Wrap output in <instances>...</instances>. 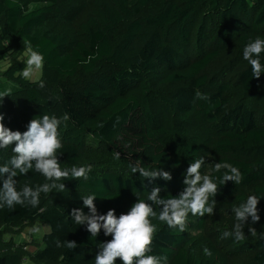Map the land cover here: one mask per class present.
Here are the masks:
<instances>
[{
  "label": "trees",
  "instance_id": "obj_1",
  "mask_svg": "<svg viewBox=\"0 0 264 264\" xmlns=\"http://www.w3.org/2000/svg\"><path fill=\"white\" fill-rule=\"evenodd\" d=\"M63 1L0 0V60L9 59L3 74L12 82H0V92L11 90L0 113L6 127L21 132L33 118L68 113L66 126L59 128L61 168L90 164L92 170L87 180L58 181L65 189L41 193L36 207H0V224L47 222L44 245L33 252L37 260L95 264L101 243L112 237L103 229L91 237L87 225L74 222L73 208L89 212L82 196L95 194L99 214L115 209L119 216L154 187L161 188L162 197L178 196L186 187L190 163L203 157L201 173L218 185L217 194L209 198L210 204L216 201L214 209L233 212L250 190L264 199V106L260 116L256 102L247 101L257 93L264 101V91H256L264 72L256 78L249 62L244 64L236 76L244 98L232 103L228 85L218 81L211 88L207 71L238 36L246 43L264 39V0ZM53 20L75 24L76 29L73 34L55 29ZM23 41L44 57L38 80L23 78L26 61L13 55ZM259 59L264 64V52ZM12 147L0 149V165L14 155ZM137 161L148 170L169 171L172 179L133 173ZM221 162L240 170V183L220 184L227 171H215ZM17 180L18 189L25 182L33 187L46 182L35 171ZM257 208L258 237L222 238L233 256L250 253L248 259L230 264H264V207ZM208 216L189 213L184 231L153 218L157 231L149 254L167 257V264H209L193 259L187 250L196 240L193 232L205 230ZM57 239L74 240L78 247H57ZM1 247L0 264H20L19 252L5 242ZM116 264L123 262L118 258Z\"/></svg>",
  "mask_w": 264,
  "mask_h": 264
},
{
  "label": "clouds",
  "instance_id": "obj_2",
  "mask_svg": "<svg viewBox=\"0 0 264 264\" xmlns=\"http://www.w3.org/2000/svg\"><path fill=\"white\" fill-rule=\"evenodd\" d=\"M264 52V39L256 38L250 41L243 50V58L249 62L253 76L259 78L264 72V64L259 59ZM28 58L24 69L21 71L23 78H30L36 70L43 67V55L33 50L27 49ZM41 82V87H43ZM11 95V90L6 89L0 92V104L6 96ZM200 99H206L200 93H196ZM70 119L68 113L57 118L55 115L45 114L42 117L33 118L27 125V131H13L3 123L4 114L0 113V149L12 147L14 155L10 160L0 165V207L9 208L19 204L21 206L31 205L36 207L40 203L41 193H49L53 189L63 191L65 184L57 183L62 179L81 178L87 180L88 174L92 170V165L81 167L73 166L71 169H62L58 156L59 150L63 147L59 128ZM102 126V125H101ZM117 157L119 154L117 153ZM205 163L200 157L190 163L186 170L184 184L186 187L178 196H161V188L154 187L147 195V198H139L130 210L116 215L115 209H109L106 214H99L95 204V194L82 196L83 204L89 209L86 214L82 208H73L70 216L77 225H87V231L91 237H97L103 229L106 236L112 239L102 242L100 251L95 257V264H116L119 258L123 264H167V257L151 255L152 243L157 231L152 219L157 218L165 222L169 227L179 228L184 231L189 213L203 217L205 214H213L216 201L209 203L210 196H215L218 185L214 179L207 174L201 173V167ZM224 172L220 178V184L234 181L236 184L242 180L240 170L227 162L215 164V171ZM132 172H139L146 179L163 178L170 181L172 175L163 169L148 170L139 165V162L132 167ZM30 171L40 173L45 177L46 182L37 184L35 187L25 182L19 189L17 184L18 175L27 176ZM50 182V183H49ZM260 198L256 195L247 197L246 202L233 207V212L238 223L234 226V231H225L222 238L234 236L236 241H242L245 236L243 225L251 218L253 224L259 222L257 205ZM158 208L159 212L155 209ZM250 233L256 235V229L250 228ZM34 233L40 231L38 227L32 229ZM57 247H67L75 249L78 247L76 241L66 240L63 243L59 239L56 241ZM208 255L211 252L205 249Z\"/></svg>",
  "mask_w": 264,
  "mask_h": 264
},
{
  "label": "rangeland",
  "instance_id": "obj_3",
  "mask_svg": "<svg viewBox=\"0 0 264 264\" xmlns=\"http://www.w3.org/2000/svg\"><path fill=\"white\" fill-rule=\"evenodd\" d=\"M66 2H68V0H64L61 4H65ZM50 25L55 29L65 30L69 34H73L76 29L75 24L63 23L58 20H53L50 22ZM247 44L248 43L241 40L238 36V38L226 49H224L207 68L208 74L210 76L209 84L211 85V88L216 87V83L218 81L227 84L229 87L228 95L232 103L244 98L241 85L236 80V76L242 66L248 62L243 58V50ZM29 47L32 48L28 42L23 41L21 45L13 52V55H19L26 61L28 58L27 49ZM189 56L192 58L191 55ZM8 65V58H3L0 60L1 71L7 68ZM42 71L43 67L39 70H36L29 79H40L42 76ZM7 82L9 86H12L11 81ZM256 91H264V82L262 86H260ZM258 94L259 93L255 94V96H249L247 101L249 103L256 102L258 108L257 114L262 116L264 101L259 99ZM250 195L256 194L250 190L249 196ZM259 204L264 207V199H260ZM236 223H238V221L235 218V214L234 212L230 211L229 208L220 207L218 209H214L213 214L208 216L205 230L193 232L196 234V240L193 242L191 241L190 244L187 245L189 255L193 259L201 258L203 261L209 262V264H230L236 259H241V261L248 259L250 257V253H242L237 257L230 254L228 252V245L222 239L223 232H233ZM34 227H38L40 231L34 233L32 231ZM250 228L256 229V235L253 236L250 233ZM49 229L50 224L40 220H24L16 225L0 224V252L3 251L1 243L5 242L11 245L9 248L10 250H16L21 254L22 259L20 264H61L57 261L37 260L34 257L33 252L37 248H40L44 245L42 236L45 231H48ZM243 232L245 238L258 237L259 233L261 232V227L258 223L253 224L251 219H249L246 224L243 225ZM205 249H208L211 252V255H208L205 252Z\"/></svg>",
  "mask_w": 264,
  "mask_h": 264
},
{
  "label": "crops",
  "instance_id": "obj_4",
  "mask_svg": "<svg viewBox=\"0 0 264 264\" xmlns=\"http://www.w3.org/2000/svg\"><path fill=\"white\" fill-rule=\"evenodd\" d=\"M5 79L6 78L4 77L3 71L0 70V82H7Z\"/></svg>",
  "mask_w": 264,
  "mask_h": 264
}]
</instances>
